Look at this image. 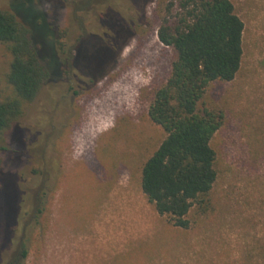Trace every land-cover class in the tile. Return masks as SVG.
Returning <instances> with one entry per match:
<instances>
[{"label":"rangeland","instance_id":"rangeland-1","mask_svg":"<svg viewBox=\"0 0 264 264\" xmlns=\"http://www.w3.org/2000/svg\"><path fill=\"white\" fill-rule=\"evenodd\" d=\"M158 1L0 0L31 28L39 57L54 52L62 67L0 147L2 264L22 249L20 264H264V0H229L244 24L243 56L235 78L212 83L199 102L225 119L210 142V208H193L185 230L140 189L165 136L148 118L149 92L173 60L157 38Z\"/></svg>","mask_w":264,"mask_h":264},{"label":"trees","instance_id":"trees-1","mask_svg":"<svg viewBox=\"0 0 264 264\" xmlns=\"http://www.w3.org/2000/svg\"><path fill=\"white\" fill-rule=\"evenodd\" d=\"M158 7L157 38L173 60L166 81L149 92L148 118L165 136L141 167L140 189L159 216L185 230L193 208L200 214L210 208L217 178L210 142L225 119L222 110L200 109L199 102L212 83L230 82L237 75L244 24L229 0H159ZM31 33L13 13L0 9V52L7 59L0 71L1 148L52 69L59 73L62 68L57 62L54 66V52L48 63L39 57ZM83 56L81 49L76 51L71 66L76 68ZM44 187L36 198L37 213H42L47 181ZM26 257L22 249L16 261Z\"/></svg>","mask_w":264,"mask_h":264},{"label":"flooded vegetation","instance_id":"flooded-vegetation-1","mask_svg":"<svg viewBox=\"0 0 264 264\" xmlns=\"http://www.w3.org/2000/svg\"><path fill=\"white\" fill-rule=\"evenodd\" d=\"M22 251V250H21ZM20 254V253H19ZM19 254L17 255V257H15V259H12L11 261H10V263L9 264H17V261H16V259H19ZM3 260L4 259H2L1 260V262H0V264H2L3 263Z\"/></svg>","mask_w":264,"mask_h":264}]
</instances>
